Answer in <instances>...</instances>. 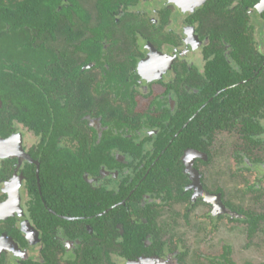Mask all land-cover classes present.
I'll return each instance as SVG.
<instances>
[{"label":"flooded vegetation","instance_id":"1","mask_svg":"<svg viewBox=\"0 0 264 264\" xmlns=\"http://www.w3.org/2000/svg\"><path fill=\"white\" fill-rule=\"evenodd\" d=\"M54 14L4 57L18 105L48 112L1 114L23 151L0 156V208L18 190L31 229L0 212V262L216 264L225 246L234 260L230 244L203 256L220 228L248 240L264 225L248 238V213L264 214V0H61Z\"/></svg>","mask_w":264,"mask_h":264},{"label":"trees","instance_id":"2","mask_svg":"<svg viewBox=\"0 0 264 264\" xmlns=\"http://www.w3.org/2000/svg\"><path fill=\"white\" fill-rule=\"evenodd\" d=\"M60 3L61 0H0V99L2 101L0 121L2 111L6 109L9 103H11L10 113L12 112L11 114H13L12 119L17 118L23 122L31 121L33 123L35 119L42 121L43 117L46 118L48 111L44 115L43 112L36 110V103L32 101V96L30 103L25 104L23 107L18 105L20 96L17 90L16 76L5 72L2 59L5 57L7 61L16 60L11 55L19 54L16 43L20 38L22 39V35L27 38L28 33H34L36 27H43L44 24L58 25V23L62 22L59 19L60 15L54 14L56 6ZM39 55L40 61L48 57L47 55L42 56L41 53ZM217 79L219 80V87H223L225 85L223 80ZM21 111L24 112L26 117L19 116L18 113ZM9 133H6V135ZM168 193L171 194V191L169 190ZM247 216L245 222L249 223L247 228V236L249 238L259 228L261 220H264V214L258 217L253 212H249ZM230 251V247L225 246L224 252L216 264H238L226 256ZM0 264L4 263L1 261ZM242 264L250 263L245 262Z\"/></svg>","mask_w":264,"mask_h":264},{"label":"rangeland","instance_id":"3","mask_svg":"<svg viewBox=\"0 0 264 264\" xmlns=\"http://www.w3.org/2000/svg\"><path fill=\"white\" fill-rule=\"evenodd\" d=\"M260 35L261 38L264 37V30L261 31ZM4 60L5 58L2 59V62H4ZM259 167L260 166L258 165L254 166L253 168L255 171L253 168L248 170V176L251 175L250 172L256 174L257 170H261ZM243 169L247 170V168L244 166ZM238 187V180H232L229 185L226 184V189L233 195H235V191L238 189ZM232 226H230V228ZM226 230V228L222 227L218 230L219 232H216L212 235L211 239L207 241V246L210 247L211 250L209 254L204 255L203 257H207L208 255H218L221 253L222 246H225V244H230V246L232 245L231 247L233 251L232 258L237 263L250 262L253 264H264V225L262 226L261 230L253 236V238L248 240L245 239V231L242 229V227L236 228V230L225 232ZM191 245V248L196 249V252H199V243L191 242ZM190 263H193V261ZM202 263L206 264L204 261H202Z\"/></svg>","mask_w":264,"mask_h":264},{"label":"water","instance_id":"4","mask_svg":"<svg viewBox=\"0 0 264 264\" xmlns=\"http://www.w3.org/2000/svg\"><path fill=\"white\" fill-rule=\"evenodd\" d=\"M0 106H1V99H0ZM23 151L20 140L17 137H8V138H0V156L8 155V156H15L20 154ZM5 209L12 210L13 212L10 215L15 216L17 219L22 220V208L20 206V196L19 191L15 193L14 201H8L4 207L0 208V212H2V216H7L5 213ZM6 212V211H5ZM21 226L25 231H29L31 229L28 220L25 218L21 221Z\"/></svg>","mask_w":264,"mask_h":264}]
</instances>
